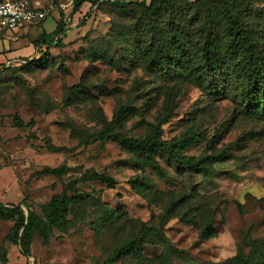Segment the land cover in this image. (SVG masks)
I'll list each match as a JSON object with an SVG mask.
<instances>
[{"label":"rangeland","instance_id":"374dc122","mask_svg":"<svg viewBox=\"0 0 264 264\" xmlns=\"http://www.w3.org/2000/svg\"><path fill=\"white\" fill-rule=\"evenodd\" d=\"M30 1L45 8L46 17L5 33L0 43L23 47L59 21L63 44L35 47L30 58H47L39 67L0 64V201L19 204L25 214L27 208L38 213L53 193L81 198L69 204L66 228H51L44 241L37 234L23 238L21 248L4 238L13 221L0 218V255L6 257L0 264H229L238 246L252 251L250 264H264V119L243 109L230 64L208 70L170 35L172 17L201 6L173 0L162 13L145 15L133 4L120 9L80 0L73 10L75 0ZM236 10L264 54V0L239 1ZM73 84L78 92L66 102ZM119 105L126 109L116 132L189 136L180 153L226 156L207 163L202 174L159 150L145 161L114 140L94 138ZM58 165L60 173L45 170ZM84 171L114 184L82 178ZM142 224L156 234L144 235L139 251L117 254ZM206 224L209 234L200 236Z\"/></svg>","mask_w":264,"mask_h":264},{"label":"trees","instance_id":"16d2710c","mask_svg":"<svg viewBox=\"0 0 264 264\" xmlns=\"http://www.w3.org/2000/svg\"><path fill=\"white\" fill-rule=\"evenodd\" d=\"M91 1L107 3L120 9L133 4L145 15L162 13L168 7L173 6V0H148L146 3L143 0ZM239 1L242 0H195L194 2L200 5L202 9L192 11L189 9L185 12V17H172L171 22L175 23L176 27L170 28V35L176 44L182 40L183 43L178 45L179 48L185 49L187 47L188 51L183 50L184 53L189 57L194 56L199 59L204 64V68L208 70H216L220 63L226 62L230 64L234 71L232 79L239 84L238 95L244 101L243 109L256 118L264 119V54L255 46L256 39L253 34L247 32L245 27L241 25L240 13L236 10ZM79 4L80 0H75L72 4V9H77ZM215 7L218 8L217 14L213 11ZM201 18L203 21L202 25L194 28V25L192 26L193 22H199ZM43 19L31 23H38ZM62 34L61 23L57 21L52 29L48 31L40 30L31 42L37 47L39 45L49 46L52 44L60 46L63 44ZM46 61L47 58L43 54L35 58L23 57L12 60V62L19 63V65L24 66L31 63L37 67L44 65ZM10 62L8 61L4 66H9ZM78 89V85H70L65 101L68 102L71 96L77 94ZM125 109V105H119L113 111L111 119L103 128L93 132L92 136L97 139L114 140L125 147L131 148L139 152L145 161L150 159L152 151L159 150L175 164L191 167L202 174L208 172L207 163L222 160L226 156L222 152L196 156L180 153V150L190 141L189 136L165 140L161 138L153 139L151 135L134 138L116 132L114 128L118 125ZM13 123L21 125V120L17 115L13 116ZM85 141H87V138ZM236 143L235 141L230 146H235ZM47 148L53 149L56 146L47 143ZM45 170L52 173H60L64 170V166L45 167ZM154 170L157 174H162L157 165H155ZM82 178L97 179L110 187L114 184V180L111 177L103 176L95 171H84ZM70 183L71 181L68 184L70 185ZM78 198H81V195H70L66 192L53 193L45 202L38 205V213L31 208H27L25 214L19 204L2 203L0 201V218L13 221L10 230L5 233L4 238L12 243L18 242L19 247V243L23 238L29 239L33 234H37L43 241L46 240L51 228L58 230L66 228L68 225L69 204ZM207 226L209 224H206L199 231L200 236L205 237L209 234ZM156 231L155 227L142 224L137 234L125 241L123 246L117 250V254L139 251L144 235L156 234ZM256 240V238L252 239V244ZM172 250L178 256H183L181 249L172 247ZM252 255V251L244 253L241 247L238 246L235 253L227 261L229 264H250ZM5 259V254L2 252L0 261Z\"/></svg>","mask_w":264,"mask_h":264},{"label":"built area","instance_id":"2783aa9c","mask_svg":"<svg viewBox=\"0 0 264 264\" xmlns=\"http://www.w3.org/2000/svg\"><path fill=\"white\" fill-rule=\"evenodd\" d=\"M47 11L30 0H0V32L45 18Z\"/></svg>","mask_w":264,"mask_h":264},{"label":"crops","instance_id":"0c3cea01","mask_svg":"<svg viewBox=\"0 0 264 264\" xmlns=\"http://www.w3.org/2000/svg\"><path fill=\"white\" fill-rule=\"evenodd\" d=\"M27 26V25H26ZM20 27L17 29L11 30V31H1L0 37L3 36L5 33L8 35L16 34L18 33ZM28 30V27H27ZM27 32V31H26ZM1 41V40H0ZM35 47L37 49V46H34L31 41L28 39L25 41V46H18L17 48H14L10 45L8 42L5 44L0 43V64H6L8 61L20 59L22 57H30L33 55V53L36 51Z\"/></svg>","mask_w":264,"mask_h":264}]
</instances>
